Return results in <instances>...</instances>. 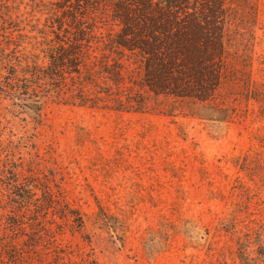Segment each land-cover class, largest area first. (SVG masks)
I'll use <instances>...</instances> for the list:
<instances>
[{"label": "rangeland", "instance_id": "374dc122", "mask_svg": "<svg viewBox=\"0 0 264 264\" xmlns=\"http://www.w3.org/2000/svg\"><path fill=\"white\" fill-rule=\"evenodd\" d=\"M116 1H70L80 73L45 84L38 119L0 93V264H264V0H221L236 79L208 107L148 90L109 43ZM61 2L0 0V44L39 52Z\"/></svg>", "mask_w": 264, "mask_h": 264}, {"label": "trees", "instance_id": "16d2710c", "mask_svg": "<svg viewBox=\"0 0 264 264\" xmlns=\"http://www.w3.org/2000/svg\"><path fill=\"white\" fill-rule=\"evenodd\" d=\"M70 1L62 0L55 7L45 4L52 36L42 32L39 52L22 53L19 42H13L11 48L0 44V93L35 119L46 101L45 84L64 70L80 73L86 31L77 19V11H70ZM75 2L80 4V0ZM111 6L122 30L109 43L121 52L140 56L144 85L155 96L189 98L208 107L222 81L236 79L227 62L224 25H219L224 11L221 0H119ZM61 8L67 14L57 20L55 12ZM21 22L13 26L19 27ZM69 29L74 35L65 42L60 33ZM40 53L45 63H39Z\"/></svg>", "mask_w": 264, "mask_h": 264}]
</instances>
